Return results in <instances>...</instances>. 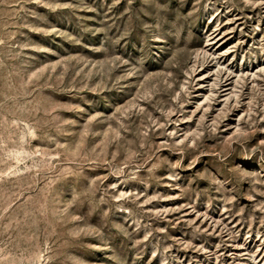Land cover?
I'll return each mask as SVG.
<instances>
[{
	"label": "rangeland",
	"instance_id": "374dc122",
	"mask_svg": "<svg viewBox=\"0 0 264 264\" xmlns=\"http://www.w3.org/2000/svg\"><path fill=\"white\" fill-rule=\"evenodd\" d=\"M0 264H264V0H0Z\"/></svg>",
	"mask_w": 264,
	"mask_h": 264
}]
</instances>
